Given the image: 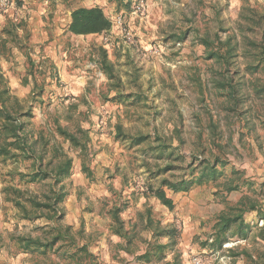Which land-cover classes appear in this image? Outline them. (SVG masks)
<instances>
[{
  "label": "rangeland",
  "instance_id": "374dc122",
  "mask_svg": "<svg viewBox=\"0 0 264 264\" xmlns=\"http://www.w3.org/2000/svg\"><path fill=\"white\" fill-rule=\"evenodd\" d=\"M108 3L109 31L78 36L68 31L54 36L52 31L48 40L45 32L44 40L34 41L26 23L23 32L16 25L6 28V43L0 41V74L6 85L22 75L28 82L22 80L12 92L33 113L27 131L32 138L42 129L48 140L52 136L44 163L58 161L54 144L72 158L70 173L57 186L67 193L61 205L64 215L49 219L35 217L27 196L49 192L54 179L29 181L22 174L28 173L33 158L0 156V264H77L71 257L83 245L87 253L82 264H177V255L179 264H261L264 58L258 63L252 52L241 50L255 51L246 47L245 37L264 43V23L253 30L247 27L252 9L264 14V0ZM10 6H2L0 14ZM44 18L48 27L54 23L52 13ZM61 18L65 24L64 13ZM232 33L242 48L232 72L241 68L251 81L250 96H243L239 111L232 107L228 87L222 94L213 82L221 78L216 72L225 64L208 58L201 41L208 36L226 54L221 41ZM54 40L58 46L49 54ZM101 47L114 78L103 70ZM245 108L248 117L241 115ZM55 120L73 132L87 130V150L60 135ZM164 179H186L190 187L176 191ZM160 188L172 199V208L155 196ZM14 189L20 190L16 194L31 217H23L13 201ZM115 208L125 229L133 232L131 244L116 232ZM57 224L63 230L70 227L76 240L58 248L60 241L45 252L23 246V239L45 237L44 229ZM153 244L166 247L152 252L151 260L140 259Z\"/></svg>",
  "mask_w": 264,
  "mask_h": 264
},
{
  "label": "trees",
  "instance_id": "16d2710c",
  "mask_svg": "<svg viewBox=\"0 0 264 264\" xmlns=\"http://www.w3.org/2000/svg\"><path fill=\"white\" fill-rule=\"evenodd\" d=\"M251 12L253 14L249 15L247 19V23L250 26L247 27L251 30H253L252 28L256 27H263L264 14L258 15L257 11L253 9ZM71 16L72 21L69 25V31L77 35H86L92 33L100 34L109 31L112 28V20L100 7H80L73 10ZM241 28V30H243L245 27L241 26ZM4 40L3 41L6 43V39ZM201 41L205 45L206 51L208 52V58L211 59L215 57V59H217L219 62L225 64V69H221L216 72L221 76V78L217 79L215 77L213 78V82L215 85H218L220 88H222L219 90L222 94L224 91H226V86L228 87L227 94L230 102H233L232 107L239 111L240 106L243 105V96H250V93L248 92L249 88L247 86L251 81H248L249 78L246 75V71L242 70L241 68H237L235 69V72H232L231 66L235 64V62L237 64V60L240 54H242L241 52H244L245 54L252 52L251 56L254 57L258 63H261L262 59L264 58V43L261 41L257 42L256 40L250 41L248 40V37H245L244 44L246 47L254 46L255 51H252L249 48H246L244 51H242L239 37L236 33H232L227 36L225 41H221L222 46H227V52L225 54L221 51V46H216L208 36L202 37ZM101 49L104 53V57L102 58L103 70L108 73L111 78H114L113 66L107 61L106 49L103 47H101ZM29 59L31 65L34 66L35 62L32 60V58ZM31 73H34L33 69L31 70ZM197 80L199 84H202V77H198L196 81ZM24 83H28L26 78ZM34 87L36 90V83ZM33 94H36L35 91H33ZM249 113V108H245L241 115L248 117V115L250 116ZM32 116V111L23 109L19 97L11 92L9 86L6 85L4 75L0 74V156H3L4 158L9 157L19 159L33 158L34 162L32 163L28 173L24 175L22 174V176L27 175L30 178L29 181H40L49 178L54 179L49 192H43L40 194L41 196L32 194L27 197L29 203L32 206L31 210L38 213V215L35 217L47 216L49 219H59L64 215V209L61 207V205L65 201L67 193L62 192L63 186L61 190H59L57 186L64 181L65 174L68 175L70 173L69 171L72 166V158L67 153H65L64 150L62 151L61 148L54 144L53 150L55 151V158L57 157L58 161L54 163L53 160H49V162L44 163V155L47 153L48 142L52 139V136L48 140L45 136V131L42 129L39 131L36 138H32V134L27 131V127L30 123V117ZM55 122L56 130L60 135H62L66 140L70 141L75 147H81L82 151L87 150V130H84L80 127L76 132H73L67 127L61 126L58 120H55ZM117 129V133L121 134L122 126L118 124ZM84 138L85 141L83 140ZM144 138H146V136H142V139ZM137 141H139V139H137ZM38 144H40V152H37ZM83 171L89 177H92V172L88 167L83 166ZM163 181L164 185H168L169 188L176 191L184 189L186 190L190 187V182L186 179L177 182L166 179ZM14 190L15 197L13 198V201L24 211L25 216L23 217H31V210L28 209L27 204L22 202L20 196L16 194L21 193L20 190ZM155 196L159 198L163 204L172 208L173 201L166 196V192L163 188L158 189L155 192ZM118 210V208L113 209V215L115 216L114 218H116L118 224V226L115 228L116 232L121 235L123 234V236H127L128 242L131 244L134 238L133 232L131 230L130 234V231L125 229L123 220H121L118 216ZM148 214V223H152L150 212H148ZM223 219L226 218L224 217ZM70 230V227H66V229L63 230V227L58 224L57 226L47 227L44 229L45 237L29 236L23 239V246L26 248H43V252H45L48 249H54L57 243L61 241L62 243L58 245V248H62L67 244V242H69V239L74 241L76 240V236L71 233ZM170 232L173 234L171 243L174 244L176 241L174 236V233H176V228L173 227ZM164 247L166 246L162 244H153L151 249L140 255V259L151 260L152 252L153 254H159V252H162ZM86 249L87 245H83L81 249L72 254L71 258L76 259L77 264H82V255ZM178 257L179 255L175 257L177 264H179ZM167 264L172 263L168 262ZM261 264H264V262Z\"/></svg>",
  "mask_w": 264,
  "mask_h": 264
},
{
  "label": "crops",
  "instance_id": "0c3cea01",
  "mask_svg": "<svg viewBox=\"0 0 264 264\" xmlns=\"http://www.w3.org/2000/svg\"><path fill=\"white\" fill-rule=\"evenodd\" d=\"M108 1L109 0H12V3H10L11 6L0 14V36L3 37L0 38V41L5 38L6 28L11 25H16L15 28L18 31L23 32V30L26 29V23L27 29L29 32L31 31L34 41H40L41 39L44 40L45 32L46 40H48V35L52 31L54 36L61 35L63 31L70 32L69 25L72 21L71 15L73 10L80 7H100L106 15L109 16L111 12H109ZM121 1L128 3L130 0H120V2ZM47 11L48 13L45 15L46 17H48L51 13L54 15V23L49 27L45 24V16L43 14ZM61 13L65 14V24L61 22ZM26 32L28 33L27 30ZM69 34L78 36L77 34L71 32ZM57 46V41H52L49 46V50H51L49 51V54L53 53L54 50H52V48L54 47L56 49ZM0 57H2L1 54ZM0 62L1 66H3L4 63H2L1 59ZM23 77L24 75H22V78ZM22 78L18 77V79H15V83L9 82L11 92H14V89L17 90V85L23 80ZM26 84L27 83H24V85ZM15 93V95L18 96L17 92Z\"/></svg>",
  "mask_w": 264,
  "mask_h": 264
},
{
  "label": "built area",
  "instance_id": "2783aa9c",
  "mask_svg": "<svg viewBox=\"0 0 264 264\" xmlns=\"http://www.w3.org/2000/svg\"><path fill=\"white\" fill-rule=\"evenodd\" d=\"M10 1H11V0H0V8H1L2 6H4L5 4H10ZM125 31H127V30H125ZM126 35H127L128 39H130L129 31L126 32Z\"/></svg>",
  "mask_w": 264,
  "mask_h": 264
}]
</instances>
